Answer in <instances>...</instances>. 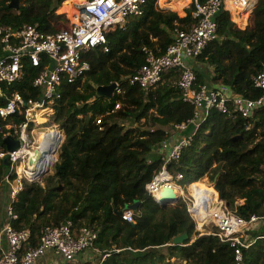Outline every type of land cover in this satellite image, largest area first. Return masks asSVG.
<instances>
[{"label": "trees", "instance_id": "1", "mask_svg": "<svg viewBox=\"0 0 264 264\" xmlns=\"http://www.w3.org/2000/svg\"><path fill=\"white\" fill-rule=\"evenodd\" d=\"M66 1L20 0L18 9H12L11 0H0V27L17 31L38 25L46 33H56L59 23L68 21L57 14ZM64 12L70 14V8ZM217 23L219 39L194 63L198 84L223 85L236 95L261 98L263 92L253 80L264 71L263 5L251 15L246 30L238 29L228 13H221ZM184 24H193L189 15L181 18L151 0L143 17L132 20L126 29L107 34L108 52L97 47L83 55L90 70L75 85L63 87V99L55 108L54 123L65 140L54 174L40 183L24 181L12 204L18 216L13 227L31 231L33 245L44 227L72 220L76 229L87 226L98 232L95 261L85 258L89 250L79 256V264H264V240L243 250V262L238 263L229 243L201 235L182 201L162 207L145 190L162 169L157 146L172 138L176 126L189 123L195 108L184 101L175 84L179 79L175 72L149 91L127 86L126 79L143 66L145 47L165 51L174 29ZM39 73L27 67L24 81L8 89V94L17 90L26 100H40L41 92L33 87ZM115 82H123V95L97 96L95 86ZM118 103L120 109L109 114ZM5 105L0 99V107ZM22 120L21 116L7 122L0 119V130ZM194 129L190 126L181 137H189ZM167 169L182 174L184 184L210 180L220 199L245 219L264 216V108L250 119L213 109L195 131L191 146ZM9 171L10 166L0 160V213ZM14 179L16 175L10 177ZM8 199L7 205L10 196ZM6 207L0 216V233ZM130 209L136 215L134 223L122 218ZM208 231L205 227L204 232ZM184 234H188L185 244L174 246L173 240ZM61 261L56 264L76 263Z\"/></svg>", "mask_w": 264, "mask_h": 264}, {"label": "built area", "instance_id": "2", "mask_svg": "<svg viewBox=\"0 0 264 264\" xmlns=\"http://www.w3.org/2000/svg\"><path fill=\"white\" fill-rule=\"evenodd\" d=\"M150 1L80 0L75 8V22L56 33H46L38 25H27L17 31L11 27H0V99L6 101V105L0 107V119L7 122L18 116L23 118L21 122L9 123L0 130V160L9 162L6 182L11 184L6 223L0 233V264H39L49 252L65 262H74L80 255L95 248L98 232L87 226L76 229L72 220L59 226L44 227L37 245H33L31 231H19L13 227L18 216L14 214L12 204L23 190L24 181L41 182L40 176H27L29 160L41 147V135L55 132L53 152L56 155L64 141V133L54 123L55 108L63 99V87L75 85L90 70L89 64L83 61V55L97 47L108 52L107 34L118 28L126 29L132 20L143 17L145 6ZM155 1L161 9L182 12L184 18L189 15L193 24L177 26L172 32V42L163 52L145 47V62L135 75L126 79L127 86L155 90L167 75L177 73V88L182 92L184 101L195 108L194 118L189 123L176 126L175 130L181 134L190 126L197 131L213 109L222 114L234 113L243 119H250L264 108V71L253 80L254 86L263 92L262 97L248 99L234 95L230 88L223 85H199L194 69L195 61L219 39L217 17L221 13L230 14L232 21L234 16H250L260 4L264 7V0ZM179 5L183 6L178 8ZM27 67L40 71L33 81V87L41 92L40 100H26L17 90L8 94V89L24 81ZM123 94V82H115L112 97ZM120 107L118 103L109 114ZM97 123L100 125L101 121ZM46 125L50 126L48 130L40 132ZM195 131L189 137H172L157 146V153L163 160L162 169L145 190L158 203L163 195L156 196L157 193H165L167 188L174 190L201 235H211L229 243L234 249L236 261L242 263L243 250H249L258 241L264 240V235L246 239L244 234L250 227L264 222V216L245 219L230 211L219 194L215 197L217 200H195L190 194L192 185L200 182L184 184L182 174H171L167 169L169 164L180 160L184 149L191 146ZM9 137L21 143L18 150L8 151L4 141ZM12 175H16L13 181L10 180ZM135 217L131 209L122 214L128 223H134ZM210 223H213L214 230L204 232ZM3 240L7 247L3 246Z\"/></svg>", "mask_w": 264, "mask_h": 264}, {"label": "bare ground", "instance_id": "3", "mask_svg": "<svg viewBox=\"0 0 264 264\" xmlns=\"http://www.w3.org/2000/svg\"><path fill=\"white\" fill-rule=\"evenodd\" d=\"M73 2H77L76 0H71ZM68 2V1H66ZM71 2L69 4V6L73 3ZM71 13L70 15H75L76 14V10L75 9H70ZM75 20V19H74ZM44 123V122H42ZM43 138H44V141H43ZM56 142V137H55V132H52L50 134L46 133V134H42L41 135V147L38 148L35 153L33 154L32 158H35L36 156H40V159L37 160V166H36V169L34 171H31L29 170V172H27V176L30 177V178H36V177H39L41 175V173L43 172H48V171H51L56 163V160H57V156H56V153L53 152V149H54V144ZM56 158V160H55ZM55 161V162H54ZM200 185V188L202 187L203 189H200L199 191H195V195L196 197L194 196V193L192 191V198H194L195 200L199 199V200H202V199H206V198H209L210 196V193L208 191H212V188L204 183H199ZM193 186V185H192ZM169 191H173L174 190H169V188H167V190L165 192H169ZM161 194L163 195V193H157L156 196H161ZM174 196H176L177 194L174 192L173 193ZM217 196L214 195V199L215 197ZM217 200V199H215Z\"/></svg>", "mask_w": 264, "mask_h": 264}, {"label": "rangeland", "instance_id": "4", "mask_svg": "<svg viewBox=\"0 0 264 264\" xmlns=\"http://www.w3.org/2000/svg\"><path fill=\"white\" fill-rule=\"evenodd\" d=\"M68 2H67V4L69 5L71 2H73V1H71V0H67ZM76 1H78V3H79V1L80 0H76ZM66 2H64V4H65ZM77 2H73L70 6H65L64 4L60 7V9H58V11H57V14L59 15H64V16H66L67 17V19H68V21L67 22H63V21H61L59 24V28H58V30H62V29H64V28H67V27H70L71 26V24L72 23H74L75 22V18H74V15L72 16V15H70L69 13H66V12H64V9H66L67 7H69L70 9H75L76 8V5L78 4ZM183 5H179L178 6V8H181ZM181 10V9H180ZM173 12V11H172ZM180 17H182V18H184L183 17V13L182 12H180V13H177ZM234 20H233V22H234V24L236 25V27L239 29H241V28H243V26H244V23H246V22H249V26L251 25V18H250V21H249V17H248V15H246V14H244V15H239V16H234V18H233ZM248 19V20H247ZM124 124H126L127 125V122H124ZM56 125V124H55ZM50 126L49 125H46V126H43L41 129H40V132H46L47 130H48V128H49ZM172 131V137L174 138V137H180L181 136V133H179L177 130H171ZM64 140H65V135H64ZM57 160H58V156H59V149H58V151H57ZM55 160H56V158H55ZM55 162V161H54ZM56 164V163H55ZM54 167H55V165H54ZM54 167H53V169L51 170V171H48L47 172V174H46V176H50V175H53L54 174ZM46 176H44V177H46ZM41 180V179H40ZM43 180V179H42ZM42 180H41V182H42ZM204 183V184H206V185H208V186H210L211 188H212V191H208L209 193H210V196H209V198H212V199H214V195H216V194H218V192L216 191V189H215V187L213 186V184L210 182V180H208V179H203V180H201L200 181V183ZM37 183H40V182H37ZM7 184H9V185H6L3 189H2V191H3V194L5 195V192L6 191H11V184L10 183H7ZM196 188V189H195ZM193 190V193H194V196L196 197V195H195V191H199L200 189H203L202 187L200 188L199 187V183L197 184V186L195 187ZM191 195H192V192H191ZM192 197V196H191ZM2 198H3V196H2ZM227 207H228V205H227ZM229 208V207H228ZM229 210L230 211H233L232 209H230L229 208ZM4 211V210H3ZM234 212V211H233ZM0 219H1V217H0ZM4 221V220H3ZM207 228H208V230H213L215 227H214V225H213V223H210V224H208V226H207ZM96 254H98L97 252H92L91 253V255H89V257H91L90 259H91V261L90 262H94L95 261V258L97 257V255ZM80 259L81 258H77V260H76V263L75 264H79L80 263Z\"/></svg>", "mask_w": 264, "mask_h": 264}, {"label": "water", "instance_id": "5", "mask_svg": "<svg viewBox=\"0 0 264 264\" xmlns=\"http://www.w3.org/2000/svg\"><path fill=\"white\" fill-rule=\"evenodd\" d=\"M20 0H11V4L9 5L10 8H14V9H18V4H19ZM96 88V92H97V96L100 98H105V99H111L112 98V94L114 92L115 89V83L110 84L109 86H95ZM4 144L7 146L8 151L13 152L16 151L20 148L21 143L19 141H15L13 138L9 137L4 141ZM40 159V156H36L35 158H31L29 160V164H28V169L31 171H34L36 169L37 166V160ZM58 161V160H57ZM56 161V162H57ZM6 166H9V162L8 160L4 161ZM47 172H43L40 175V179L42 180L44 178V176H46ZM167 189H165L166 191ZM171 190V189H169ZM173 191H169V192H165L163 194V197L161 200H159V203L162 207H165L169 204H173V203H178L180 201L179 198H177L176 196L173 195ZM132 210V209H131ZM188 239V234H184L181 235L179 237H176L173 240V245L174 246H182L185 244V242Z\"/></svg>", "mask_w": 264, "mask_h": 264}, {"label": "crops", "instance_id": "6", "mask_svg": "<svg viewBox=\"0 0 264 264\" xmlns=\"http://www.w3.org/2000/svg\"><path fill=\"white\" fill-rule=\"evenodd\" d=\"M248 17H249V21H250L251 15ZM246 23H244L243 29L241 28V30H246L249 27V22H246ZM212 86H215V85H212ZM228 88H230V87H228ZM230 90H231V88H230ZM234 95H236V94H234ZM239 96H241V95H239ZM242 97H245V96H242ZM245 98H247V97H245ZM248 99H250V98H248ZM199 187H200V185H199ZM9 196H10V191H6L5 195L3 194L2 204H1L2 205V210H1L2 212L0 213V216H2L4 211H5V205L7 206L6 202H7V200H9L8 199ZM0 221H2V219H0ZM5 223H6V219H4L2 224L4 225ZM259 235H264V222L250 227V230L244 234L246 239L254 238V237L259 236ZM2 244L4 247H7V243L5 240L2 241ZM92 252L98 253V250L91 249V251L88 252V255L85 256V258L88 256V259H89L88 261H91V259H90L91 257H89V255H91ZM96 255H98V254H96ZM61 260H62L61 258L55 257L53 255V253L49 252L47 257L44 258L43 260H41V262L39 264H56V263L62 262ZM88 261H86V262H88Z\"/></svg>", "mask_w": 264, "mask_h": 264}, {"label": "clouds", "instance_id": "7", "mask_svg": "<svg viewBox=\"0 0 264 264\" xmlns=\"http://www.w3.org/2000/svg\"><path fill=\"white\" fill-rule=\"evenodd\" d=\"M64 142V141H63Z\"/></svg>", "mask_w": 264, "mask_h": 264}]
</instances>
